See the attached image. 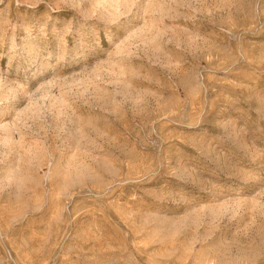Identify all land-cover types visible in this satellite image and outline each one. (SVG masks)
Returning a JSON list of instances; mask_svg holds the SVG:
<instances>
[{
  "label": "rangeland",
  "instance_id": "rangeland-1",
  "mask_svg": "<svg viewBox=\"0 0 264 264\" xmlns=\"http://www.w3.org/2000/svg\"><path fill=\"white\" fill-rule=\"evenodd\" d=\"M0 264H264V0H0Z\"/></svg>",
  "mask_w": 264,
  "mask_h": 264
}]
</instances>
